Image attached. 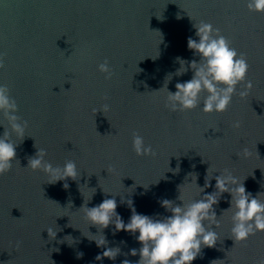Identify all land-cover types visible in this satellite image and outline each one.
I'll return each instance as SVG.
<instances>
[{
    "label": "water",
    "instance_id": "obj_1",
    "mask_svg": "<svg viewBox=\"0 0 264 264\" xmlns=\"http://www.w3.org/2000/svg\"><path fill=\"white\" fill-rule=\"evenodd\" d=\"M201 20L246 54L254 87L243 100L233 96L223 113H203L202 101L192 111L173 113L164 107L161 88L169 74L173 93L176 83L192 78L190 68L175 75L177 58L199 60L187 39L198 40L193 24ZM0 53V84L8 85L17 115L29 125L23 141L13 136L19 162L0 176V264H136L139 254L129 253L142 246L139 233L113 234L114 224L102 234L106 247L120 253L97 260L105 248L91 239L101 230L80 208L115 195L125 223L132 214L129 199L138 214L163 218L171 213L161 201L180 205V194L185 202L198 199L195 177L203 187L210 166L209 174L230 169L245 179L246 192L254 198L261 193L264 201V13L249 12L246 0H0ZM105 59L115 73L111 80L97 70ZM104 103L110 111L93 113ZM236 119L240 129L231 127ZM0 123H6L2 117ZM133 131L152 145L155 158L135 154ZM244 146L251 152L247 159L236 155ZM36 147L46 149L54 166L76 161L78 179L49 184L44 173L25 168ZM215 182L201 196L213 192ZM230 200L223 193L214 205L219 240L192 264H254L264 255V232L245 242L231 239Z\"/></svg>",
    "mask_w": 264,
    "mask_h": 264
},
{
    "label": "clouds",
    "instance_id": "obj_2",
    "mask_svg": "<svg viewBox=\"0 0 264 264\" xmlns=\"http://www.w3.org/2000/svg\"><path fill=\"white\" fill-rule=\"evenodd\" d=\"M246 7L249 12L264 13V0H246ZM193 27L198 40L188 37L187 47L199 57V60L188 62L177 58L180 67L175 75H183L189 68L193 75L186 82L176 83L174 93L167 88L168 81L172 79V75H168L164 87L161 88L167 93L164 107L173 113H184L196 109L202 101L203 113H223L228 110L233 96L239 95V98L243 100L248 97L254 87L253 82L247 79L250 68L247 56L245 53H238L232 46V41L224 36L219 28H214L211 23L201 20L199 23H194ZM4 68L5 56L0 53V70ZM97 70L104 75L105 80H111L115 74L107 59L98 64ZM238 85H243V90L239 93H237ZM18 111V105L11 96L8 85L0 84V117L6 122L0 123V126L4 127V132L0 136V176L12 170L14 161L19 162L16 159L18 144L13 136L23 141L29 126L28 121L17 115ZM92 111L93 113L97 111L105 113L110 111V105L104 103L99 109L93 108ZM231 127L240 129L242 121L239 119L232 121ZM132 150L141 157L155 158L157 156L152 145L146 144L144 137L136 131L132 132ZM236 155L247 159L251 156V152L244 146ZM47 156L46 149L37 148L35 155L28 158L25 168L44 173L48 177L47 183L49 184L65 181L68 178L78 179L80 171L76 161L66 160L63 166H54L50 160L46 159ZM210 168L211 166L207 169L203 187L196 184L195 177L194 183L199 189L198 199L194 198L185 202L180 194L178 197L182 202L180 205L167 199L160 202L161 206L171 213L163 218L157 219L138 214L133 201L129 199L127 205L132 214L130 221L125 223L116 212L115 195L111 199H104L97 206L91 208L86 204L82 206L80 209H83L85 219L90 222L89 224L101 230V234L96 235L98 239H91L95 241L97 247L105 248L102 255H98L96 259L115 260L120 253L119 248L106 247L108 241L102 234L103 229L114 224L113 234L121 230L134 236L137 232L139 233L135 238L142 246L139 250L131 249L129 253L131 256L139 254L140 259L136 264H192L201 254L202 248L214 247L219 240V234L215 229L220 226V221L216 216L214 205L219 203L223 193H229L231 196L230 207L226 210L232 212L231 239L235 242H245L257 232H264V201L258 199L261 193L254 198L250 192H246L243 183L245 179L240 180L228 168L209 174ZM107 171H114V169L110 167ZM216 172L220 175L213 177V173ZM213 178L216 181L215 190L201 196L206 188L212 187L210 182ZM63 186L66 189L69 187L67 183ZM47 231L50 238L56 236L52 227H48ZM21 245L22 241L16 242L17 249ZM79 255L82 256L83 253ZM122 264H131V262L125 259ZM254 264H264V255L259 256Z\"/></svg>",
    "mask_w": 264,
    "mask_h": 264
}]
</instances>
